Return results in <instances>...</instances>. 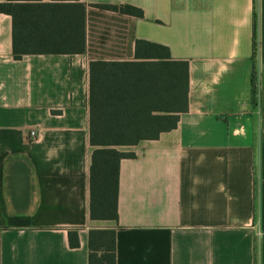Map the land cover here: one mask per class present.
Instances as JSON below:
<instances>
[{
	"label": "crops",
	"instance_id": "1",
	"mask_svg": "<svg viewBox=\"0 0 264 264\" xmlns=\"http://www.w3.org/2000/svg\"><path fill=\"white\" fill-rule=\"evenodd\" d=\"M3 2L58 7L28 11L42 48L75 47L81 3L84 50L15 58L0 11V264H87L93 229L113 231L115 264H264V0ZM136 40L187 62V108L156 138L115 147L133 154L118 161L117 218L91 219L90 98L104 67L123 85L126 63L157 60Z\"/></svg>",
	"mask_w": 264,
	"mask_h": 264
},
{
	"label": "trees",
	"instance_id": "2",
	"mask_svg": "<svg viewBox=\"0 0 264 264\" xmlns=\"http://www.w3.org/2000/svg\"><path fill=\"white\" fill-rule=\"evenodd\" d=\"M99 7L141 17L139 8L129 4H98ZM80 14V38L76 33L75 47H32L35 12H55L58 7L48 4L0 3V11L11 16L12 53L18 58L24 53H80L84 50V6L72 5ZM52 15V14H51ZM63 25V24H62ZM77 25V23H76ZM77 31V26H76ZM41 37V36H40ZM53 40L63 39L59 35ZM79 39V40H78ZM140 45L153 51L156 61L129 62L128 82L110 78L107 68L97 82V96L90 98L89 141L97 146L91 152L89 167V217L116 221L117 165L120 158L133 154L115 149L131 146L144 139H154L160 132L175 127L179 113L187 108V62L173 60L168 49L160 44L135 41V54ZM103 237L102 246H92V235ZM68 244H78L75 231L67 232ZM106 240L108 243L106 244ZM87 264H115L113 231H89Z\"/></svg>",
	"mask_w": 264,
	"mask_h": 264
},
{
	"label": "built area",
	"instance_id": "3",
	"mask_svg": "<svg viewBox=\"0 0 264 264\" xmlns=\"http://www.w3.org/2000/svg\"><path fill=\"white\" fill-rule=\"evenodd\" d=\"M28 135H29V138H33L35 136L34 130H29Z\"/></svg>",
	"mask_w": 264,
	"mask_h": 264
}]
</instances>
